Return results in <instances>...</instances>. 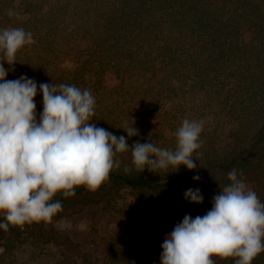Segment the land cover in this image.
Segmentation results:
<instances>
[{"label": "trees", "instance_id": "1", "mask_svg": "<svg viewBox=\"0 0 264 264\" xmlns=\"http://www.w3.org/2000/svg\"><path fill=\"white\" fill-rule=\"evenodd\" d=\"M10 27L30 31L33 43L17 51L13 65L4 63L6 79L89 89L96 99L90 122L117 136L136 127L129 145L148 139L173 148L185 118L203 121V129L196 169L141 172L130 151L119 153L120 167L95 190L58 193L62 210L50 221L0 230V264H19L26 245L54 264H84L79 244L48 223L96 208L135 224L130 239L105 243V264H134L138 253L127 250L128 241L140 243L147 233L162 244L185 214L210 209L234 167L264 201V0H0V28ZM34 99L39 113L42 96ZM188 188L201 190L202 203L185 200ZM234 259L213 257L214 264ZM252 264H264V251Z\"/></svg>", "mask_w": 264, "mask_h": 264}, {"label": "clouds", "instance_id": "2", "mask_svg": "<svg viewBox=\"0 0 264 264\" xmlns=\"http://www.w3.org/2000/svg\"><path fill=\"white\" fill-rule=\"evenodd\" d=\"M9 10L8 15H13ZM33 43L21 27L0 28V230L25 223L48 222L62 210L54 197L67 198L83 186L95 190L120 167L119 153H131L136 170L150 172L183 165L197 168L203 121L185 118L175 130V145L166 148L146 140L129 145L134 126L117 136L90 122L96 99L74 84L40 82L21 75L6 79L15 55ZM42 96L37 113L35 97ZM125 172L129 171L125 166ZM199 175L193 176L198 181ZM226 183L211 199L203 215L185 214L167 233L160 264H214L213 257H234L233 264H252L264 251V201L234 167ZM185 200L200 204L199 188H188Z\"/></svg>", "mask_w": 264, "mask_h": 264}, {"label": "rangeland", "instance_id": "3", "mask_svg": "<svg viewBox=\"0 0 264 264\" xmlns=\"http://www.w3.org/2000/svg\"><path fill=\"white\" fill-rule=\"evenodd\" d=\"M262 129L264 131V127ZM125 198L129 201L131 196L125 194ZM48 226L59 228L61 232L66 233L75 243L79 244L83 250L81 262L84 264H105V243L116 241L113 239L116 236L130 239L131 230L135 224L127 226L124 219L117 213L96 208L88 209L65 220H53L48 223ZM147 235L145 233L139 238L140 243L133 240L126 241L127 250L130 251L133 245L138 253V256L137 254L133 256L134 264H150L160 257L161 244L148 241L145 238ZM57 253L59 257L64 256L61 251ZM17 260L19 264H54L50 256L41 254L30 245L24 246L17 252Z\"/></svg>", "mask_w": 264, "mask_h": 264}]
</instances>
